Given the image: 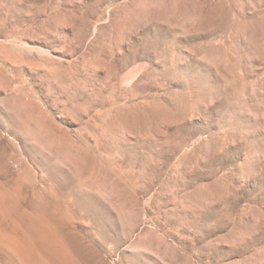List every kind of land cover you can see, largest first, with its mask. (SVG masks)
Returning <instances> with one entry per match:
<instances>
[{"label":"rangeland","instance_id":"1","mask_svg":"<svg viewBox=\"0 0 264 264\" xmlns=\"http://www.w3.org/2000/svg\"><path fill=\"white\" fill-rule=\"evenodd\" d=\"M0 264H264V0H0Z\"/></svg>","mask_w":264,"mask_h":264}]
</instances>
